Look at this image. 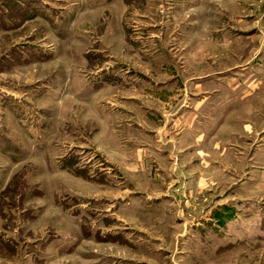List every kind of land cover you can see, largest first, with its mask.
<instances>
[{"label": "rangeland", "instance_id": "obj_1", "mask_svg": "<svg viewBox=\"0 0 264 264\" xmlns=\"http://www.w3.org/2000/svg\"><path fill=\"white\" fill-rule=\"evenodd\" d=\"M0 264H264V0H0Z\"/></svg>", "mask_w": 264, "mask_h": 264}]
</instances>
